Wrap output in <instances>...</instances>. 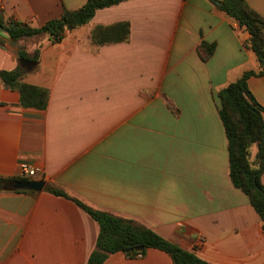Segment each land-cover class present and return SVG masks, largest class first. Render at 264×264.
Instances as JSON below:
<instances>
[{
    "label": "crops",
    "instance_id": "1",
    "mask_svg": "<svg viewBox=\"0 0 264 264\" xmlns=\"http://www.w3.org/2000/svg\"><path fill=\"white\" fill-rule=\"evenodd\" d=\"M85 2L0 0V14L40 28ZM245 2L264 20V0ZM123 22L126 42L93 44L97 26ZM248 40L209 0H128L58 43L0 32V72L20 68L21 83L48 91L44 110L25 108L0 80V178L18 179L27 164L37 170L27 181L44 182L40 192L0 191V264H86L98 225L78 204L132 220L208 264H264L261 220L231 183L218 114V93L259 71ZM202 42L214 46L208 57ZM247 88L264 110V74ZM249 151L253 162L257 144ZM103 264L172 262L148 249Z\"/></svg>",
    "mask_w": 264,
    "mask_h": 264
},
{
    "label": "trees",
    "instance_id": "2",
    "mask_svg": "<svg viewBox=\"0 0 264 264\" xmlns=\"http://www.w3.org/2000/svg\"><path fill=\"white\" fill-rule=\"evenodd\" d=\"M128 0H86L75 10H63L59 19L50 20L40 28L14 20H4L0 14V32L15 42L40 35H47L53 43L63 39L65 33L88 24L98 10L119 5ZM219 10L225 13L239 27L249 34L248 48L255 55L259 66L258 72H245L236 82L231 83L217 95L218 114L226 140L229 161V177L232 185L243 192L259 216L264 231V188L261 175L264 172V110L256 103L247 88V80L252 76L264 74V20L253 11L245 0H217ZM129 25L126 22L110 26H97L91 32V40L96 46L123 43L128 40ZM201 50L210 56L213 45L201 43ZM25 59L24 53L18 54ZM36 62V53L33 62ZM22 70L1 71L3 85L17 91L20 105L25 108L44 110L48 102V91L42 88L23 84L19 81ZM257 144L255 160H250V147ZM24 181L21 179L6 180L0 178V191L8 183ZM50 193L63 196L59 191L48 188ZM27 192V191H17ZM98 225V236L95 250L86 264H103L109 255L122 253L129 259L143 256L148 249L164 252L172 264H208L195 252L180 248L173 242L164 240L150 229L132 221L125 220L106 212L91 210L78 204ZM143 248L142 251H135Z\"/></svg>",
    "mask_w": 264,
    "mask_h": 264
},
{
    "label": "water",
    "instance_id": "3",
    "mask_svg": "<svg viewBox=\"0 0 264 264\" xmlns=\"http://www.w3.org/2000/svg\"><path fill=\"white\" fill-rule=\"evenodd\" d=\"M214 6L219 7V2L217 0H209ZM23 64H28V61L22 60ZM44 187V182L42 181H18L14 183H8L4 186L3 190H13V191H31L40 192ZM143 248H136L135 251H142Z\"/></svg>",
    "mask_w": 264,
    "mask_h": 264
},
{
    "label": "built area",
    "instance_id": "4",
    "mask_svg": "<svg viewBox=\"0 0 264 264\" xmlns=\"http://www.w3.org/2000/svg\"><path fill=\"white\" fill-rule=\"evenodd\" d=\"M37 170L30 167L27 164H19L18 166V172H17V178L27 181L28 179H32L36 176Z\"/></svg>",
    "mask_w": 264,
    "mask_h": 264
}]
</instances>
